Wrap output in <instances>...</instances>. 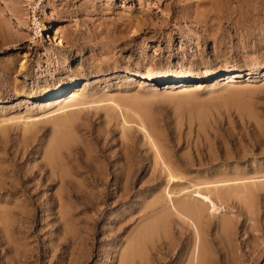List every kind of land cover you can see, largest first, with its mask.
I'll return each mask as SVG.
<instances>
[{
  "label": "rangeland",
  "instance_id": "1",
  "mask_svg": "<svg viewBox=\"0 0 264 264\" xmlns=\"http://www.w3.org/2000/svg\"><path fill=\"white\" fill-rule=\"evenodd\" d=\"M0 264H264V0H0Z\"/></svg>",
  "mask_w": 264,
  "mask_h": 264
},
{
  "label": "bare ground",
  "instance_id": "2",
  "mask_svg": "<svg viewBox=\"0 0 264 264\" xmlns=\"http://www.w3.org/2000/svg\"><path fill=\"white\" fill-rule=\"evenodd\" d=\"M153 73H147L145 75H141V78L143 80L144 79L145 80H149L154 75ZM172 78L175 81H178V80H182L183 79L182 76H174ZM54 102H56V101H54ZM85 103H87V102H84L82 100L80 101L77 98V99L74 100L73 103L67 104L64 108L71 107V106H80V105H84ZM75 121H76V119H73V118L70 119L67 116H63V121L61 123V126L59 127V132H57L58 134H56L54 136L55 142H54V146H53V149H52L53 151L51 152V155L52 156H55L56 153L62 151V149H64V148L68 147V144L71 142V137H70L69 133H70L71 128L73 127ZM157 156H158V158L161 159V155L160 154H158ZM163 164H164V162H163ZM167 171H168V169H167ZM169 179H170V181H173V180H176L177 181L176 176L173 175L172 172L169 173ZM252 186H254V185H252ZM227 187H230V185L229 184L228 185H226V184L225 185H220V186L219 185H216V186H214L215 189H211L212 187H207V189H205V190L199 189L196 192L197 193V196L196 197L198 198V200L196 201L197 203H195V204H193V203H185V204H181V205H177V206H175L173 204V209L175 210L176 214L178 216H180L181 219L189 221V223L193 227L198 245L201 242V230H202L201 228H202V225L204 224L203 218H204L205 210L206 209L209 210L211 212V216L213 217V216L217 215L220 212V210H221V208H222L223 205L225 206V204H226L225 201H229V199H231L232 196H234V197H237L238 196L237 194H235V191L233 193H229V194L227 193L226 194ZM221 191H222V193L219 194L216 199H214L212 197V195H211L212 192H221ZM228 209H229V207H228ZM191 216L193 218H191ZM188 217L191 218L192 220H190ZM210 223L211 222L209 221L208 224H206V225L209 226ZM228 223L227 224H224V225H220L222 227V230H224V229L228 230Z\"/></svg>",
  "mask_w": 264,
  "mask_h": 264
}]
</instances>
